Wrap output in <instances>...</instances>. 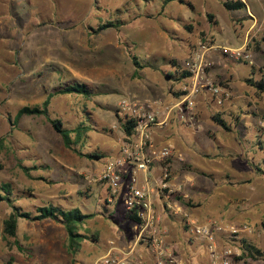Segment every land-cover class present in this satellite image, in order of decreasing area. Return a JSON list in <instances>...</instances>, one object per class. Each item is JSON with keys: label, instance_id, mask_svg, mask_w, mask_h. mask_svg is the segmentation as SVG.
<instances>
[{"label": "rangeland", "instance_id": "obj_1", "mask_svg": "<svg viewBox=\"0 0 264 264\" xmlns=\"http://www.w3.org/2000/svg\"><path fill=\"white\" fill-rule=\"evenodd\" d=\"M184 1L192 6L178 0H0V186L12 185L15 205L25 212L54 205L93 215L80 225L85 238L71 251L66 229L52 219L20 218L17 237L6 235L4 221L13 208L0 203V264H95L106 254L109 237L125 224L127 196L107 204L108 186L98 178L118 157L123 132L117 110L127 97L159 101V121L166 118V127L155 141L173 147L172 180L188 196L189 214L203 224L247 226L231 241L241 254V240L249 241L263 258L235 264H264V93L251 85L264 80V0H244L246 9L237 11L225 9V0ZM107 21L124 25L95 32ZM204 42L245 47L254 64L221 51L222 58L212 55L208 77L221 92L201 89L193 117L181 119L175 106L189 81L177 83L166 72L173 71L172 61L183 68ZM134 57L145 66L137 73ZM74 83L87 85L93 96L57 95L50 115L68 128H90L82 151L101 159L66 148L44 116L25 115L15 124L19 109L40 106L49 93ZM215 114L228 130L214 121ZM21 165L31 168L32 177ZM174 225L180 240L167 241L172 258L207 264L204 244L182 221ZM142 241L144 251L148 242ZM145 257L154 263L153 256Z\"/></svg>", "mask_w": 264, "mask_h": 264}, {"label": "built area", "instance_id": "obj_2", "mask_svg": "<svg viewBox=\"0 0 264 264\" xmlns=\"http://www.w3.org/2000/svg\"><path fill=\"white\" fill-rule=\"evenodd\" d=\"M247 6V4H246ZM213 44L200 43L198 48L184 63V71L190 73L189 84L183 90L184 98L176 104L181 119L192 118L195 109L194 97L201 89H206L215 96L221 87L215 86L208 71L213 68ZM228 58L242 60L254 64L253 55L245 47L232 49L221 47ZM156 101H143L136 97L123 98L118 104V115L124 119H133L135 128L130 137L124 134L120 138L118 157L109 160L101 171L99 181L108 186V203L125 193V209L127 213L136 214L141 220L138 240H146L148 249L154 256L156 264L174 260L167 250L166 233L162 229L163 213L179 218L187 230L204 244L208 255L207 264H235L241 251L232 241L247 226L239 228L232 225L223 226L217 223L203 224L189 214L186 205L188 196L181 185L172 182L169 160L173 157L172 145L159 146L154 138V129L164 125L159 121ZM160 167V175L154 183L150 181L153 171ZM139 172L144 174V184L139 187ZM232 240V241H231ZM111 248L95 264H142L134 258L135 246L129 249L116 247L115 241H109Z\"/></svg>", "mask_w": 264, "mask_h": 264}, {"label": "trees", "instance_id": "obj_3", "mask_svg": "<svg viewBox=\"0 0 264 264\" xmlns=\"http://www.w3.org/2000/svg\"><path fill=\"white\" fill-rule=\"evenodd\" d=\"M176 0H164V5H167L170 2H173ZM181 4H187L184 0H178ZM189 7H191V4H187ZM222 5L225 9L229 11H237L246 9V3L242 0H225L222 2ZM208 17L210 19L213 18L211 14H208ZM122 21H107L104 24H101L98 27V31H105L108 29H120L123 26ZM207 43V42H204ZM133 63L136 68V73L138 72V69H143L145 66L141 65L137 58H133ZM173 68V71L170 70L166 72V77L170 80H173L177 83H184L188 81L190 78V73L184 71L183 68H181L177 62L172 61L171 62ZM155 67V65L152 66V68ZM156 68V67H155ZM253 87H255L259 92L264 93V80L261 79L260 81L253 82L251 84ZM64 94H76L79 96H82L86 99L91 98L93 96L92 90H90L87 85L85 84H79L74 83L71 85H67L64 88L55 90L54 92H51L47 95V98L44 100L43 104L40 106H34V107H23L19 109L15 116V124L18 123V121L25 115L28 116H44L54 127V129L61 135L63 143L66 148L74 152L76 155L80 157L87 156L92 159H101L103 156L102 154H84L82 149L86 146L87 143V137L88 132L90 131V128L85 127L83 125H78L74 128H68L64 126V123L60 119H54L50 115L49 107L51 105V101L53 97L57 95H64ZM184 95L186 93H183ZM121 130L123 134L126 137H130L133 133V130L135 128V121L133 119H124L121 118L117 114ZM214 121L221 126L222 128L228 130V126L226 122L221 118L219 114H215L213 116ZM3 143V139L0 140V147ZM261 150L264 151V148H261ZM264 163V158H263ZM21 168L23 171L30 176L31 168L25 167L21 165ZM37 169V167H34ZM262 169V170H261ZM259 171L264 174V165L262 166ZM14 189L11 184L5 183L0 186V203L6 202L11 205L13 208V213L9 215V217L4 221V233L8 235L11 238L17 237V231H18V222L20 218H25L27 220H36V221H42L45 219H52L59 223H61L64 228L67 231L68 239H69V248L71 251L78 250L80 246L81 240L85 238L82 234L78 232V229L80 225L84 223V221L92 217L93 215H85L79 208H69L65 209L61 206H42L36 208L35 213H29L23 211L19 206L15 205V200L13 199ZM29 194L25 193L24 197H30ZM20 199L22 196H19ZM191 202H188L187 204L190 205ZM126 220H131L134 223L141 224V220L136 216V214L127 213ZM262 227L264 228V222H262ZM186 228V227H185ZM187 229V228H186ZM241 250L242 255L238 258H236V261L243 260V259H252V260H261L263 258V252L260 251L255 245L250 243L247 240H241Z\"/></svg>", "mask_w": 264, "mask_h": 264}, {"label": "crops", "instance_id": "obj_4", "mask_svg": "<svg viewBox=\"0 0 264 264\" xmlns=\"http://www.w3.org/2000/svg\"><path fill=\"white\" fill-rule=\"evenodd\" d=\"M242 1L244 2V0H242ZM245 3L247 4V2H245ZM213 46L216 47V49L214 51H212L213 57L216 54V55H218V57L222 58L217 53H219L218 51H221L220 49L223 46H220V45H213ZM216 55H215V57H216ZM218 57H216V58H218ZM155 101H156V103L157 102L159 103L158 100H155ZM159 108H160V105H159V107L157 106V110H159ZM160 114L161 113L159 112V115ZM165 119L166 118H162V120H160V121H164ZM165 125H166V122H165L164 125L158 126V127H156L154 129V138H155V140H157L156 139L157 137L160 138V139H163V137L161 136V134H162V132L164 131V129L166 127ZM159 175H160V167L157 166L154 169V171H153V175H152L150 181L152 183H154L155 179H157L159 177ZM143 179H144V174L142 172H139V187L140 188L144 184V180ZM172 182H173V180H172ZM106 203L107 204H111V203H108V202H106ZM187 208H188V206H187ZM126 215H127V212L125 210L124 211V214H123V216H124L125 219H126ZM249 220L250 219H247L245 221L246 222L247 221L249 222ZM174 221H177L178 223H180L181 220L179 218H176V217H174L172 215H169L167 213H163L162 229L166 233V244H167V241H170V240H180V236L178 235V229L174 225ZM125 224H127V225H125ZM125 224H122L119 227L120 229H119L118 232H116L114 234H111L114 237H109V241H111V240L112 241H115L116 247H118L120 249H129L130 247H134L135 246L136 252L134 254V258L137 259V260H141L142 264H150V261L145 257V253H147V254H149L151 256H153V255L150 253L148 247H146V246L144 248V251H142L141 248H143V246L145 245V243H143L142 240H138L139 239V233H140V224L134 223L131 220H126L125 221ZM134 224H136V225H134ZM184 228H185V226H184ZM186 231L188 233V230L187 229H186ZM110 232L109 231H106L105 234H108L109 235ZM193 238H194V240H197L195 237H193ZM189 240H193V239L192 238L191 239L189 238ZM109 241H108V249H107V251L111 248V246L109 245ZM144 241H146V240H144ZM107 251H106V253H107ZM173 261H174V259H173ZM167 263L168 264H174L170 260H168ZM178 263L182 264V262H180V261H178ZM153 264H156L155 258H154V263ZM194 264H196V263H194Z\"/></svg>", "mask_w": 264, "mask_h": 264}]
</instances>
